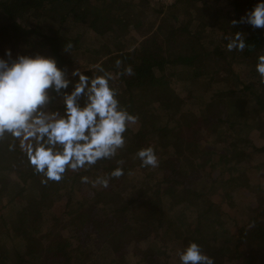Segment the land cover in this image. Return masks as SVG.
<instances>
[{"label": "trees", "instance_id": "16d2710c", "mask_svg": "<svg viewBox=\"0 0 264 264\" xmlns=\"http://www.w3.org/2000/svg\"><path fill=\"white\" fill-rule=\"evenodd\" d=\"M116 2L0 0V57L5 49L15 56L39 52L56 57L58 65L69 71L80 67L82 59L91 58L105 71H115L114 76L131 66L133 74L117 77L113 86L121 106L137 117V134L143 139L134 153L126 151L133 140L128 129L125 145L115 158L98 161L86 170L67 171L61 181L46 184L33 173L18 147L9 151L8 145L15 143L11 137L0 141V203L17 207L10 221L0 217V264H108L100 258L115 264L113 258L127 252L126 243L138 246L140 258L153 252L162 264H179L175 251L190 241L198 243L215 264H264V202L255 213L246 209L255 204L253 192L264 191V178L258 175L264 162V84L254 70L257 56L264 54V30L231 22L254 0H176L164 8L155 6L153 0ZM140 4L160 14L157 31L163 44L148 36L138 46L112 54L107 46L115 38L103 9L121 19ZM37 23L45 29L38 30ZM236 31L244 36L246 47L228 51L226 38ZM117 60L121 61L119 69ZM81 71L101 74L92 67ZM194 85L211 89L208 101L197 104V113L183 106L169 111L165 124L147 125L144 107L154 112L157 103L164 111L169 92L186 93ZM154 115L159 120L161 115L156 111ZM191 119L197 130L215 132L216 138L219 134L223 151L186 136ZM250 128L254 135H261L260 143L250 140ZM148 146L160 155L155 168H141L135 157L138 149ZM117 159L124 161L125 174L133 171L136 185L132 190L96 189L99 203L95 209L73 199L82 175L91 181L115 168ZM194 174L206 175L219 186L225 206L215 205L191 188ZM55 200L65 205L62 216L68 228L58 243L49 235L45 238L39 212L33 210L42 202L41 210L47 213ZM170 246L175 247L173 253Z\"/></svg>", "mask_w": 264, "mask_h": 264}, {"label": "clouds", "instance_id": "9594fccd", "mask_svg": "<svg viewBox=\"0 0 264 264\" xmlns=\"http://www.w3.org/2000/svg\"><path fill=\"white\" fill-rule=\"evenodd\" d=\"M231 22L264 30V0H254ZM226 39L228 51L246 47L240 31ZM115 63L119 69L121 61ZM97 69L101 74L88 75L79 67L69 71L58 65L56 57L39 52L13 57L5 49L0 57V141L6 136L15 141L8 145L9 151L18 147L33 173L42 177L41 183L59 182L67 171L113 159L125 145V134L137 117L121 106L112 82L121 75L131 76L133 70L126 66L114 76L99 65ZM254 70L264 84V54L257 56ZM135 157L141 168L159 164L152 146L138 149ZM116 164L91 181L82 175L80 182L106 188L110 179L125 174L124 161L117 159ZM176 256L179 264H215L195 241L178 249Z\"/></svg>", "mask_w": 264, "mask_h": 264}, {"label": "rangeland", "instance_id": "374dc122", "mask_svg": "<svg viewBox=\"0 0 264 264\" xmlns=\"http://www.w3.org/2000/svg\"><path fill=\"white\" fill-rule=\"evenodd\" d=\"M131 1L133 2H138V0H117L116 4H122L124 2L130 3ZM155 2V6L164 8L169 6V4H163L159 2L158 0H153ZM172 5V4H171ZM60 8L58 11L59 12ZM109 9L104 8L103 13L105 14V23H108V26L111 25L112 28L110 31V35L114 36L115 41L111 42L108 44V49H111L112 54L117 52V49H132L140 44L141 41L145 37L148 36H154L156 38V41L158 45H162L164 39L162 36L159 34L157 31L158 28V22L160 18V14L154 13L153 9L151 8H145L141 6H137V8H134L132 11V14L130 16L127 15L126 18L129 17V19H126L125 17L121 18V16H117L115 18H112L108 14ZM128 14V12H126ZM197 12L194 13L195 17H197ZM124 16V15H123ZM54 20H57V15L53 16ZM113 19H117V21H114ZM137 23H139L138 26H135ZM37 28L38 30L40 29H45L44 25H41V23H37ZM78 27H74L73 29H77ZM90 47L92 50L93 47ZM15 57V55H12ZM103 60V58H101ZM79 61V60H78ZM100 61V60H99ZM95 62V61H94ZM94 62L91 61V58L87 61L86 59H82V62L80 63V69L81 70H86L89 67L94 68L95 70L97 69L98 62L94 64ZM103 67V65H101ZM109 72L113 73L115 71H112L109 69ZM114 82V81H113ZM112 82V83H113ZM213 87H220V84H214ZM215 89V88H214ZM218 89V88H216ZM169 91H166L168 94ZM177 92L172 90V92H169V96L164 100L163 105L166 110L159 109L157 106L158 104H154V112L156 111L157 114L161 115L159 117V120L155 117L154 112L152 111V108L150 106L144 107L143 113L145 120H147V125L151 128L157 127L158 125H163L165 122H167V119H169V114L168 112L171 110H177L180 107L185 106L187 111L197 113L198 111V105L208 101L209 95L211 94V89L205 88L202 85L196 86L194 85L191 87V90L186 93ZM198 104V105H197ZM197 106V107H196ZM223 109H226L224 102L221 104ZM226 111H224V116ZM254 114V113H253ZM142 117V116H141ZM162 117V118H161ZM253 116L250 115V118ZM187 125L190 127V129H185V135L192 137L195 136L197 137L200 141L204 142L205 145L208 146L209 149H213L218 147L223 151L224 149V143L220 140V135L218 134V137L216 138V133L214 132L213 134L211 131L209 133H203L199 130L196 129V121L195 120H189L187 122ZM140 126V123L136 121L134 124H132L128 129L131 131L130 135L132 136L133 140L130 143V146L126 147V151H129L131 153H134L136 148L140 146V144L143 142L142 137H140L137 134L138 127ZM207 134V135H206ZM255 130L253 128H250V131L248 132V136L250 137V140H252L254 143H260L261 142V135H254ZM205 135H206V140H205ZM215 138V139H214ZM240 144V143H239ZM239 146H243L240 144ZM125 150V149H124ZM162 151V148H161ZM157 154V153H156ZM158 155V154H157ZM160 155L158 156L159 159ZM261 168L258 171V175L262 178H264V162L261 163ZM111 170H105L104 175L110 172ZM132 170L122 176L121 178H112L109 180L108 184V191L109 192H116L120 190L121 188L124 189L125 191H130L132 190L136 183L133 182V175H132ZM206 175L202 176L200 174H194L192 177V184L191 188L193 190L199 191L204 193L206 197L208 198L209 201L214 202L215 205H221L223 201V197L221 195V191L218 185L213 184L209 182L208 179H206ZM94 180V179H93ZM37 181L35 182V184ZM101 186L96 185L95 187L92 186L91 183L88 184H83L80 182V184L75 188L74 192V197L73 199H78L80 200L81 204H91L93 209L96 208V205L99 203V198L94 195V191L96 189H99ZM103 188V187H101ZM112 193V194H113ZM253 195L255 197V204H250L246 209L249 213H255L258 211L260 203L262 204L264 202V191L262 190H255L253 192ZM57 198V197H55ZM61 198V197H60ZM12 204V203H11ZM10 203H6L5 207L1 206L2 203H0V217L4 219V221H10V217L13 216L14 212L16 211L17 207L11 206ZM46 204V202H44ZM41 205L42 202L39 204L37 203L35 205V208L33 209L35 211V214L39 212V214H36L40 218L42 222V233L44 234L45 238L46 235L51 236L57 243L60 242L61 237L65 235L66 232H68L67 225L64 224L63 220L64 217L63 212L65 210V205L58 201L55 200L53 204L48 207V212L44 213L43 209L41 210ZM222 206H225L222 204ZM220 207V206H219ZM164 210L166 211L167 208L164 207ZM41 211V214H40ZM44 213V215H43ZM43 215V217H41ZM234 237V236H233ZM127 244V243H126ZM124 244L123 247L126 249V253L120 256H116L113 258L112 261L116 262L115 264H162V259L160 257H157L155 253L153 252H148L145 253L141 258L138 254V246L134 245H126ZM168 250L170 253H173L175 250V247H168ZM176 255V251H175ZM100 257V256H99ZM99 257L97 259H99ZM102 261H106V263L111 264L112 262H107L108 259H102ZM101 261V262H102ZM103 263V262H102Z\"/></svg>", "mask_w": 264, "mask_h": 264}, {"label": "built area", "instance_id": "2783aa9c", "mask_svg": "<svg viewBox=\"0 0 264 264\" xmlns=\"http://www.w3.org/2000/svg\"><path fill=\"white\" fill-rule=\"evenodd\" d=\"M159 2L163 3V4H169L171 5L172 3H174L176 0H158Z\"/></svg>", "mask_w": 264, "mask_h": 264}]
</instances>
